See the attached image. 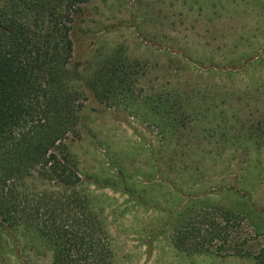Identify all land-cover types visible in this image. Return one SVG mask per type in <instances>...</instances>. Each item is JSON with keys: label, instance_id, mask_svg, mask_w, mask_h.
<instances>
[{"label": "trees", "instance_id": "trees-1", "mask_svg": "<svg viewBox=\"0 0 264 264\" xmlns=\"http://www.w3.org/2000/svg\"><path fill=\"white\" fill-rule=\"evenodd\" d=\"M158 1L180 8L178 14H188L195 6L213 13L206 9V0ZM85 3L0 0L1 261L15 255L22 232L31 233L39 252H52L49 264L115 261L108 229L98 214L104 209H96L92 197L78 190L79 160L71 150L83 119V96L73 84L78 74L72 66L73 29ZM219 26L220 32L227 30L226 23ZM239 30L245 37L244 29ZM208 38L217 43L218 37ZM180 43L185 51L161 47L173 55L168 63L153 66L115 53L86 85L109 105L128 110L145 105L146 114L153 116L146 122L165 137L164 149L171 151L167 163L152 159L155 172L167 174L161 178L172 190L174 200L166 212L175 249L185 255L234 256L264 264V202L254 198L253 185L243 179L246 173H237L249 146H264L256 142H264V115L259 106L258 115L252 107L264 100V81L249 76L252 64L264 60V46L239 54L233 45L232 52L215 56V51L194 53L189 51L192 44ZM151 67L162 75L146 81ZM141 81L148 85L138 87ZM202 118L211 131L196 128ZM224 193L234 197L232 204L216 198ZM243 225L246 237L240 232Z\"/></svg>", "mask_w": 264, "mask_h": 264}, {"label": "rangeland", "instance_id": "rangeland-1", "mask_svg": "<svg viewBox=\"0 0 264 264\" xmlns=\"http://www.w3.org/2000/svg\"><path fill=\"white\" fill-rule=\"evenodd\" d=\"M159 2L88 0L76 16L72 66L78 74L73 84L83 96V119L79 131L71 140V150L79 160L82 179L77 188L92 197L96 209H104L98 214L108 229L107 242L114 251L113 264H257L248 258L185 255L175 249L172 243L174 230L166 212L174 200L170 195L172 190L162 180L167 174L160 169L161 178L155 172L152 159L154 156L159 165L167 163L171 151L164 149L165 137L146 122L153 116L146 114L145 105L132 106L130 111L119 104L109 105L99 100L86 84L88 78L110 63L115 53L119 52L153 66L168 63L173 55V51L161 50V47L171 46L182 52L185 51L184 43H180L183 41L186 45H193L189 48L191 52L215 51V56L232 52L233 45L239 49V54L259 45L262 47L264 2L206 0L205 7L211 9L212 14L198 10V6L189 10L188 14L186 10L184 14H178L180 8L175 10ZM242 10L245 12L241 13ZM221 23H226L227 30L224 32H220ZM210 25L207 32L206 28ZM215 25L219 32H216ZM239 29H244L245 37L239 36ZM209 35L218 37V46L212 38H208ZM214 62L218 63L216 57ZM224 63L220 60L221 65ZM153 68L146 81L162 75ZM249 69L250 77L264 81V60L253 63ZM187 75L183 73L182 77ZM95 76L98 77L97 74ZM137 79L142 80L140 76ZM147 85L143 82L138 87ZM257 106L264 115V100L252 105L258 115ZM195 123H198L196 128L199 131L212 130L211 124L204 118ZM256 142L264 145L257 139ZM249 147L242 157L245 162L243 166L238 165L237 173L242 177L246 173L243 179L253 185L254 198L264 202V146H257L254 142ZM174 178L171 181L177 183ZM216 198L223 199L228 205L234 199L228 193L219 194ZM247 229L246 225L240 229L245 237ZM233 230L232 235L236 233V229ZM22 233L16 237L15 255L0 260V264L51 263L52 252H39L31 233Z\"/></svg>", "mask_w": 264, "mask_h": 264}]
</instances>
